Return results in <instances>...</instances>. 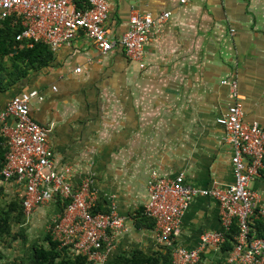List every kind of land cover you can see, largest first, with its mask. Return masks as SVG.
I'll return each instance as SVG.
<instances>
[{"label": "crops", "instance_id": "0c3cea01", "mask_svg": "<svg viewBox=\"0 0 264 264\" xmlns=\"http://www.w3.org/2000/svg\"><path fill=\"white\" fill-rule=\"evenodd\" d=\"M106 1L105 28L112 35L125 29L130 8L152 15L169 11L151 28L143 65L128 61L119 48L100 56L79 34L46 66L0 91V108L15 93L37 92L29 113L47 129L56 161L73 167L74 184L91 177L98 211L112 205L126 218L128 230L115 237L110 260L133 249L161 251L152 227L136 226L131 218L146 199L150 172H181L185 184L199 188L231 183L230 144L215 121L231 101L220 81H236L243 121L262 125L264 0ZM251 187L264 198L263 173ZM18 193L16 183L0 180L3 197ZM41 206L52 218L58 212L55 202ZM218 228L216 201L198 195L182 214L175 239L192 248L200 232ZM209 254L218 253L205 250L199 264Z\"/></svg>", "mask_w": 264, "mask_h": 264}, {"label": "built area", "instance_id": "2783aa9c", "mask_svg": "<svg viewBox=\"0 0 264 264\" xmlns=\"http://www.w3.org/2000/svg\"><path fill=\"white\" fill-rule=\"evenodd\" d=\"M107 16L106 0H0V21L9 19L17 26L14 39L27 47L40 42L53 53L81 34L100 56L119 48L139 67L151 28L166 21L170 13L152 15L130 8L125 29L117 35L106 30ZM220 83L228 86L231 99L224 114L215 119L230 144L231 183L199 188L185 184L181 172L171 177L152 171L145 184L143 213L152 220L156 245L168 252L169 264H199L205 250L218 253L224 264H264V239L251 232L255 219L264 223V198L251 187L264 172V123L243 121L236 81ZM37 95L35 90L20 91L0 108V137L6 149L0 180L18 185L23 222L35 208L55 202L58 212L47 233L57 248L69 256H84L88 264H108L115 237L128 230L126 218L112 205L106 212L92 211L96 193L91 177L72 183L73 167L56 161L47 129L30 116V99ZM198 195L216 201L219 228L200 232L197 245L186 248L175 238L182 214ZM233 222L236 232L230 247L221 251Z\"/></svg>", "mask_w": 264, "mask_h": 264}, {"label": "trees", "instance_id": "16d2710c", "mask_svg": "<svg viewBox=\"0 0 264 264\" xmlns=\"http://www.w3.org/2000/svg\"><path fill=\"white\" fill-rule=\"evenodd\" d=\"M18 31L19 28L11 25L9 19L0 21V61L3 58L8 61V66L0 63V91L7 90L13 84L23 80L30 71L46 66L53 59V53L40 42L27 47L16 41L14 36ZM5 150L4 138L0 137V167L4 162ZM261 173L264 174V172ZM16 208L17 216L23 221L22 210L17 197L13 198L8 204V210ZM98 209L95 205L92 211L96 212ZM133 220H135L136 226H153L152 220L144 215L143 208L135 212ZM8 225L7 213L0 210V232H8ZM235 232L236 225L233 222L230 230L225 234L226 238L220 248L221 251L230 247L229 240ZM251 232L254 236L264 239V223L255 219ZM44 239L48 247L34 246L31 264H88L84 256H69L64 250L57 248L56 242L51 240L48 233H46ZM108 264H169V254L167 251H159L148 255L139 249H133L127 255L114 256Z\"/></svg>", "mask_w": 264, "mask_h": 264}, {"label": "rangeland", "instance_id": "374dc122", "mask_svg": "<svg viewBox=\"0 0 264 264\" xmlns=\"http://www.w3.org/2000/svg\"><path fill=\"white\" fill-rule=\"evenodd\" d=\"M0 63L8 66L6 58H3ZM10 201L11 199L0 194V210L7 213L9 224L8 232H0V264H31L33 247H48L44 237L55 216L52 218L50 211L46 213L48 207L39 206L40 208L33 211L30 220L22 222L17 216V208L8 210ZM131 218L133 219L132 214ZM204 259L206 264L222 263V256L218 254L206 255L202 258V260Z\"/></svg>", "mask_w": 264, "mask_h": 264}]
</instances>
